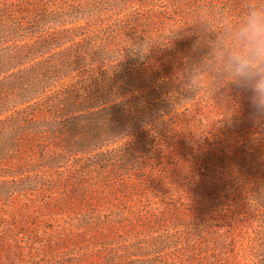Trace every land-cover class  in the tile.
Listing matches in <instances>:
<instances>
[{"label":"rangeland","instance_id":"obj_1","mask_svg":"<svg viewBox=\"0 0 264 264\" xmlns=\"http://www.w3.org/2000/svg\"><path fill=\"white\" fill-rule=\"evenodd\" d=\"M246 2L0 0V118L70 78L44 87L37 68L36 91L20 102L23 69L42 59L55 66L68 47L80 54V43L117 54L96 66L111 74L123 62L141 78L98 107L142 106L126 111L134 127L90 152L116 147L113 160L87 165L88 153L67 152L46 164L23 146L0 160V264H264V119L243 91L212 96L202 80L189 92L177 75L207 53L194 25ZM169 38L142 57L131 52ZM54 149L47 142L44 153Z\"/></svg>","mask_w":264,"mask_h":264},{"label":"trees","instance_id":"obj_2","mask_svg":"<svg viewBox=\"0 0 264 264\" xmlns=\"http://www.w3.org/2000/svg\"><path fill=\"white\" fill-rule=\"evenodd\" d=\"M51 42L52 40L46 38L29 47L38 49ZM76 48L81 52L76 56L68 52L73 48L68 47L61 51V55L52 61L56 63L55 66L42 59L34 66L23 69L21 79L16 81L20 90V102L28 100L36 91L38 84L34 86L35 83H32L33 79L30 77L39 69L44 71L39 80V84L42 82L44 87L54 77L70 74V78L52 87L38 100L16 108L0 118V137L5 139L0 144V160L14 153L20 146L32 152L37 150L41 154L42 162L46 164L59 163L66 157L67 152L88 153L85 158L87 165L93 164L94 157L102 156L103 160H113L116 157V147L96 151L93 155L90 152L112 141L114 132H123L134 127L137 120H127L126 111L133 108L139 110L142 106L137 100L131 99L100 107L98 102H105L114 95L124 93L126 86L137 85L141 78L132 77L123 62L111 74L106 67L96 66V61L113 59L117 55L105 45L91 50L86 44L80 43ZM16 53L14 57L19 58L20 54L17 56ZM14 82H7V85L13 86ZM47 142L59 149L45 154ZM128 159V156L121 154L118 163L126 166Z\"/></svg>","mask_w":264,"mask_h":264},{"label":"clouds","instance_id":"obj_3","mask_svg":"<svg viewBox=\"0 0 264 264\" xmlns=\"http://www.w3.org/2000/svg\"><path fill=\"white\" fill-rule=\"evenodd\" d=\"M196 47L204 46L207 53L198 61L187 64L177 75L189 92L195 91L203 80L212 94L235 88L247 94L255 118L264 119V0H247L236 13L217 9L194 25ZM146 51L139 46L142 57Z\"/></svg>","mask_w":264,"mask_h":264}]
</instances>
